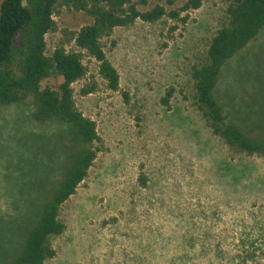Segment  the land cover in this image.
I'll return each mask as SVG.
<instances>
[{
	"label": "rangeland",
	"instance_id": "rangeland-1",
	"mask_svg": "<svg viewBox=\"0 0 264 264\" xmlns=\"http://www.w3.org/2000/svg\"><path fill=\"white\" fill-rule=\"evenodd\" d=\"M133 1L139 10L162 5L166 14L101 37L119 75L114 90L74 42L92 17L61 4L53 10L45 51L81 53L86 72L72 83L73 96L97 139L87 175L60 206L65 227L44 264H264V155L236 152L212 133L190 76L206 59L226 3L182 9L187 0ZM216 94L227 117L264 131V28L223 65ZM59 131L33 118L29 100L0 104V222L59 166ZM3 225L0 247L14 249L15 227Z\"/></svg>",
	"mask_w": 264,
	"mask_h": 264
},
{
	"label": "trees",
	"instance_id": "trees-1",
	"mask_svg": "<svg viewBox=\"0 0 264 264\" xmlns=\"http://www.w3.org/2000/svg\"><path fill=\"white\" fill-rule=\"evenodd\" d=\"M223 1L224 20L208 43L206 59L191 68L194 102L212 133L228 147L264 155V131L256 133L253 126L248 128L227 117L216 94L223 65L264 28V0ZM201 3L187 0L182 9H195ZM58 4L83 10L92 17L77 31L74 42L98 62L99 74L113 90L118 87L119 75L103 49L101 37L138 18L154 22L166 14L158 4L139 10L133 0H0V104L29 100L37 122L57 123L63 128L59 131L60 143L55 145L59 166L53 175L31 199L23 197L18 213L0 222V235L7 226L3 223L10 221L17 239L11 242L14 249L0 247V264H44L55 255L51 239L65 227L59 219L60 206L75 192L96 157L95 122L79 110L73 96L72 83L86 72L81 53L63 46L55 47L51 54L45 51V35L55 28L52 13ZM54 75L61 76L56 87L44 83ZM168 95L170 91L164 103Z\"/></svg>",
	"mask_w": 264,
	"mask_h": 264
}]
</instances>
